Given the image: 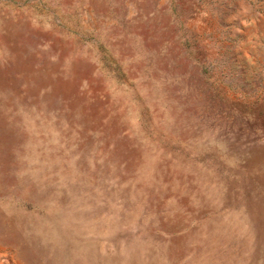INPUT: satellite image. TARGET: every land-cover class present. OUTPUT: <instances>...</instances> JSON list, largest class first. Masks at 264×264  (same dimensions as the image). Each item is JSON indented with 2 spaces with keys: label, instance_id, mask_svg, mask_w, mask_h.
<instances>
[{
  "label": "rangeland",
  "instance_id": "obj_1",
  "mask_svg": "<svg viewBox=\"0 0 264 264\" xmlns=\"http://www.w3.org/2000/svg\"><path fill=\"white\" fill-rule=\"evenodd\" d=\"M0 264H264V0H0Z\"/></svg>",
  "mask_w": 264,
  "mask_h": 264
}]
</instances>
